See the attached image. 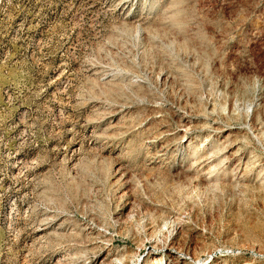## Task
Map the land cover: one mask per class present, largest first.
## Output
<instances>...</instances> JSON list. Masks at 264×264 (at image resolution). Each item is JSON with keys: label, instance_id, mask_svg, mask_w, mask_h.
I'll use <instances>...</instances> for the list:
<instances>
[{"label": "rangeland", "instance_id": "rangeland-1", "mask_svg": "<svg viewBox=\"0 0 264 264\" xmlns=\"http://www.w3.org/2000/svg\"><path fill=\"white\" fill-rule=\"evenodd\" d=\"M113 263L264 264V0H0V264Z\"/></svg>", "mask_w": 264, "mask_h": 264}, {"label": "bare ground", "instance_id": "bare-ground-1", "mask_svg": "<svg viewBox=\"0 0 264 264\" xmlns=\"http://www.w3.org/2000/svg\"><path fill=\"white\" fill-rule=\"evenodd\" d=\"M58 77H59V76H58ZM108 237H109V236H108ZM110 237H111V236H110ZM106 240H107V239H106ZM167 243H168V242H167ZM167 243H166V244H167ZM107 247H108V246H107ZM170 247H171V246H170ZM103 249H104V248H103ZM112 257H113V256H112ZM112 257H111V258H112ZM108 263H109V262H108ZM110 263H111V262H110ZM113 264H114V263H113Z\"/></svg>", "mask_w": 264, "mask_h": 264}]
</instances>
